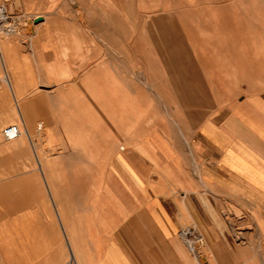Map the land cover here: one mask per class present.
<instances>
[{"label":"crops","instance_id":"crops-1","mask_svg":"<svg viewBox=\"0 0 264 264\" xmlns=\"http://www.w3.org/2000/svg\"><path fill=\"white\" fill-rule=\"evenodd\" d=\"M126 1L1 42L0 257L264 264V0Z\"/></svg>","mask_w":264,"mask_h":264},{"label":"rangeland","instance_id":"rangeland-1","mask_svg":"<svg viewBox=\"0 0 264 264\" xmlns=\"http://www.w3.org/2000/svg\"><path fill=\"white\" fill-rule=\"evenodd\" d=\"M162 3V2H161ZM157 3L151 2L152 9ZM4 6L6 11L5 14L12 17L15 22H12V26L6 24L0 25V47L3 44V38L7 36L8 29H13L12 31H23L24 27L33 26V18L39 16V14L50 15V12L53 11H69V10H100L106 14V22L107 28L114 26L113 23V14L111 13V9H116L117 13L122 9H132L133 2L130 1H120V0H0V7ZM42 15V16H43ZM15 16V17H14ZM9 21V20H8ZM21 23V24H20ZM1 24V22H0ZM14 24V25H13ZM9 26V27H8ZM8 27V28H7ZM28 30V29H27ZM30 33V32H28ZM17 35V34H16ZM23 36H31V34H22ZM2 42V44H1ZM2 63V65H1ZM6 65V64H5ZM2 66L4 72L2 71ZM6 66H4L3 61H1L0 57V77L5 74ZM1 79V78H0ZM6 83V82H5ZM5 92V93H4ZM4 93V96L2 95ZM16 99L13 98L10 91L7 89V85L5 84L4 90L0 88V109H16ZM2 114L0 113V119ZM19 123L17 115L14 118H10L2 124H0V145H9L11 142L15 141H4L1 129L3 126L8 123ZM23 134V133H22ZM29 260L27 259V262ZM0 264H23L19 262L17 258H2L0 257Z\"/></svg>","mask_w":264,"mask_h":264},{"label":"built area","instance_id":"built-area-1","mask_svg":"<svg viewBox=\"0 0 264 264\" xmlns=\"http://www.w3.org/2000/svg\"><path fill=\"white\" fill-rule=\"evenodd\" d=\"M6 9L4 6L0 7V13H5ZM41 124H38V127H40ZM23 129L20 128V125L16 122L14 123H8L7 125H5L2 128V134L4 136V138L6 139H10L13 137H18L23 133ZM181 233L186 234L187 230L186 229H182ZM62 264H76L74 257L71 255V257H69L66 261H64Z\"/></svg>","mask_w":264,"mask_h":264},{"label":"bare ground","instance_id":"bare-ground-1","mask_svg":"<svg viewBox=\"0 0 264 264\" xmlns=\"http://www.w3.org/2000/svg\"><path fill=\"white\" fill-rule=\"evenodd\" d=\"M7 12V11H6ZM15 17V16H14ZM9 20V21H8ZM15 22V20L14 19H12V17H10V16H8V15H6L5 13H0V22H1V24L0 25H5V23L8 25H10V27H13L12 26V22ZM21 24V23H20ZM14 25V24H13ZM9 27V26H8ZM7 27V28H8ZM10 29V28H9ZM1 49H2V47H0V57H1V61H3V63H4V66H6L5 64V61H4V59H3V55H2V52H1ZM8 73V71H7V67H6V70H5V74H3V75H1V79L2 80H4L6 83H10V85L12 84L10 81V77H9V75L7 74ZM9 88H10V86H9ZM14 90V89H13ZM17 102V101H16ZM17 104V103H16ZM18 106V105H17ZM21 128V127H20Z\"/></svg>","mask_w":264,"mask_h":264},{"label":"water","instance_id":"water-1","mask_svg":"<svg viewBox=\"0 0 264 264\" xmlns=\"http://www.w3.org/2000/svg\"><path fill=\"white\" fill-rule=\"evenodd\" d=\"M42 19H43V16L39 15V16H36V17L33 18V22H38V21H40Z\"/></svg>","mask_w":264,"mask_h":264}]
</instances>
